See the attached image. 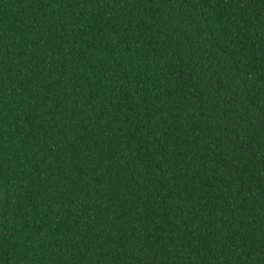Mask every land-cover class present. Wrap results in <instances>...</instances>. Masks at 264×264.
<instances>
[{"label":"trees","instance_id":"trees-1","mask_svg":"<svg viewBox=\"0 0 264 264\" xmlns=\"http://www.w3.org/2000/svg\"><path fill=\"white\" fill-rule=\"evenodd\" d=\"M0 264H264V0H0Z\"/></svg>","mask_w":264,"mask_h":264}]
</instances>
